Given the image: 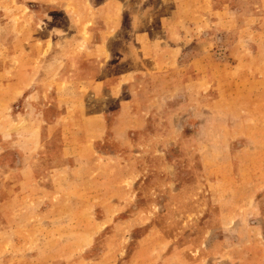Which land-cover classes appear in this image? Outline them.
I'll return each instance as SVG.
<instances>
[{
	"label": "rangeland",
	"instance_id": "obj_1",
	"mask_svg": "<svg viewBox=\"0 0 264 264\" xmlns=\"http://www.w3.org/2000/svg\"><path fill=\"white\" fill-rule=\"evenodd\" d=\"M0 264H264V0H0Z\"/></svg>",
	"mask_w": 264,
	"mask_h": 264
},
{
	"label": "crops",
	"instance_id": "obj_2",
	"mask_svg": "<svg viewBox=\"0 0 264 264\" xmlns=\"http://www.w3.org/2000/svg\"><path fill=\"white\" fill-rule=\"evenodd\" d=\"M23 153V155H25V152H22Z\"/></svg>",
	"mask_w": 264,
	"mask_h": 264
}]
</instances>
